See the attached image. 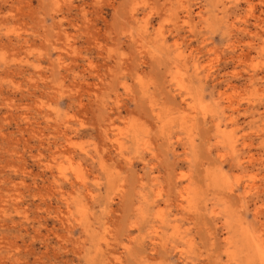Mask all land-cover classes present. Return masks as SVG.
<instances>
[{
  "label": "rangeland",
  "instance_id": "374dc122",
  "mask_svg": "<svg viewBox=\"0 0 264 264\" xmlns=\"http://www.w3.org/2000/svg\"><path fill=\"white\" fill-rule=\"evenodd\" d=\"M0 264H264V0H0Z\"/></svg>",
  "mask_w": 264,
  "mask_h": 264
},
{
  "label": "bare ground",
  "instance_id": "6f19581e",
  "mask_svg": "<svg viewBox=\"0 0 264 264\" xmlns=\"http://www.w3.org/2000/svg\"><path fill=\"white\" fill-rule=\"evenodd\" d=\"M134 17V16H133ZM179 84V83H178ZM181 88H183V87H181ZM178 89V88H177ZM187 89V88H186ZM186 89H184V90H186ZM188 92H190L188 89H187V92L186 93H188ZM190 94H192V93H190ZM185 95V94H184ZM186 95H188V94H186ZM191 96V95H190ZM188 97V96H187ZM182 98H183V96H182ZM185 98V97H184ZM191 99V98H190ZM187 102V101H186ZM188 103V102H187ZM192 103H195V102H192ZM190 105V104H189ZM183 196V195H182ZM192 203V202H191Z\"/></svg>",
  "mask_w": 264,
  "mask_h": 264
}]
</instances>
